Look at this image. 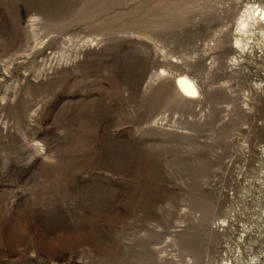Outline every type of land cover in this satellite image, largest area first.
<instances>
[{
	"label": "rangeland",
	"instance_id": "1",
	"mask_svg": "<svg viewBox=\"0 0 264 264\" xmlns=\"http://www.w3.org/2000/svg\"><path fill=\"white\" fill-rule=\"evenodd\" d=\"M263 9L0 0V264H264Z\"/></svg>",
	"mask_w": 264,
	"mask_h": 264
},
{
	"label": "bare ground",
	"instance_id": "2",
	"mask_svg": "<svg viewBox=\"0 0 264 264\" xmlns=\"http://www.w3.org/2000/svg\"><path fill=\"white\" fill-rule=\"evenodd\" d=\"M254 15H255L254 10L250 8L247 9L243 14H241V16L238 18L237 23H236L237 24L236 28L239 33L242 34V33L248 32V28L250 27L251 22L254 20ZM259 16H261L260 17L261 19H264V9L261 10ZM242 42L243 40L241 38L235 37L234 42L232 44L233 50L235 51L238 48L242 49L243 47ZM176 87L178 88L179 92L183 96L195 97V95L198 93L195 83L188 76H185V75L178 76L177 81H176Z\"/></svg>",
	"mask_w": 264,
	"mask_h": 264
}]
</instances>
